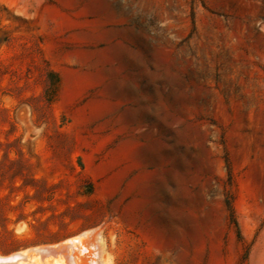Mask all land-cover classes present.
Here are the masks:
<instances>
[{
    "label": "rangeland",
    "instance_id": "obj_1",
    "mask_svg": "<svg viewBox=\"0 0 264 264\" xmlns=\"http://www.w3.org/2000/svg\"><path fill=\"white\" fill-rule=\"evenodd\" d=\"M74 237L264 264V0H0V255Z\"/></svg>",
    "mask_w": 264,
    "mask_h": 264
},
{
    "label": "bare ground",
    "instance_id": "obj_2",
    "mask_svg": "<svg viewBox=\"0 0 264 264\" xmlns=\"http://www.w3.org/2000/svg\"><path fill=\"white\" fill-rule=\"evenodd\" d=\"M67 242L71 243V247L66 249L60 246L50 254L45 253L48 252L46 250L30 249L15 252L7 256L0 255V264H79L76 256L69 258V254L74 248L79 247L82 243V238H70Z\"/></svg>",
    "mask_w": 264,
    "mask_h": 264
},
{
    "label": "trees",
    "instance_id": "obj_3",
    "mask_svg": "<svg viewBox=\"0 0 264 264\" xmlns=\"http://www.w3.org/2000/svg\"><path fill=\"white\" fill-rule=\"evenodd\" d=\"M235 223L237 224V222L235 221Z\"/></svg>",
    "mask_w": 264,
    "mask_h": 264
}]
</instances>
